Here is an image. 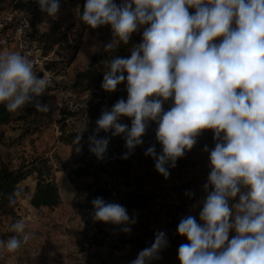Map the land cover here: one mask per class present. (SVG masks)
Wrapping results in <instances>:
<instances>
[{
	"label": "clouds",
	"instance_id": "1",
	"mask_svg": "<svg viewBox=\"0 0 264 264\" xmlns=\"http://www.w3.org/2000/svg\"><path fill=\"white\" fill-rule=\"evenodd\" d=\"M36 2L49 17L60 11V0ZM83 7L80 19L90 29L111 28L106 53L141 34L129 55L102 61L101 88L114 93L123 84L127 97L101 109L89 151L104 160L110 140L99 134L111 133L124 140L121 158L128 159L155 123L156 143L143 154L168 179L177 161L210 130L214 147L202 149L208 153L206 197L199 222L185 215L177 225V234L188 241L178 247L177 258L180 264H264V0H86ZM51 86L26 56L0 55V104L7 112L30 104L50 112L51 104L38 98ZM124 117L131 119L130 127L120 122ZM88 125H81L73 142L77 153ZM19 195V190L9 194L10 206ZM186 195L191 199L195 193ZM91 204L93 222L125 234L137 223L119 203L96 197ZM25 227L16 221V235L0 240V250L15 253L26 245L34 234ZM168 245L166 232L156 231L130 264H153Z\"/></svg>",
	"mask_w": 264,
	"mask_h": 264
},
{
	"label": "rangeland",
	"instance_id": "2",
	"mask_svg": "<svg viewBox=\"0 0 264 264\" xmlns=\"http://www.w3.org/2000/svg\"><path fill=\"white\" fill-rule=\"evenodd\" d=\"M85 2L60 0V11L56 17L41 12L38 4L27 12L37 27L38 39L53 36L61 40L50 51L52 86L38 98L42 103H50L51 111L40 113L30 104L14 113V119L4 128L0 157L14 168L36 158L48 159L54 169L62 202L53 209L33 208L30 199L35 192L36 181L32 176L23 182L16 217L0 218V240L6 241L16 235L12 225L18 220L25 223L26 232L34 235L15 253L0 250V264H130L140 250L151 245L156 231L166 232L169 245L153 264H180L178 247L188 241L177 234V225L185 215H193L199 222L202 201L206 197L202 186L209 171L208 153L202 149L205 144L209 148L214 147L213 134L210 130L204 132L193 149L170 170L168 179L155 170L152 158L143 154L156 143L154 136L138 146L128 159L119 160L113 155L104 160V170L99 177L81 179V190L77 191L70 175L78 167L83 146L80 142L82 148L77 153L74 140L70 138L79 134L81 125L87 121L88 130L83 137L92 134L101 109L111 106L107 100L92 104L88 93L78 96L70 89L76 74L85 69L96 53L103 52L104 45L112 39L109 26L93 30L79 25L77 7L80 11ZM10 9L9 1L0 4V12ZM133 35L141 37L140 33ZM169 106L166 104L165 109ZM81 108L85 109V116L78 114ZM69 112L75 113V116H70ZM120 122L131 126L130 118L124 117ZM156 127L155 123L149 125L152 134H155ZM62 134L67 141L61 139ZM107 134L110 136L111 133ZM156 149L160 151L159 144H156ZM107 189L112 191V195L105 200L120 205L131 192L154 196L155 200L147 207L127 210L130 216L135 215L137 219L130 234L120 232L112 224L93 222V194L96 191L102 194ZM188 191L195 193L191 199L186 195ZM233 235L235 233L230 232V238Z\"/></svg>",
	"mask_w": 264,
	"mask_h": 264
},
{
	"label": "trees",
	"instance_id": "3",
	"mask_svg": "<svg viewBox=\"0 0 264 264\" xmlns=\"http://www.w3.org/2000/svg\"><path fill=\"white\" fill-rule=\"evenodd\" d=\"M4 1H9L11 9L24 13L30 19L31 17L27 12L33 10V8H35V6L37 5V2L35 0H0V4ZM84 4H82L79 11L78 23L82 28L85 29L88 26L80 19V15H82L84 10ZM4 12H0V14H3ZM31 21L34 27V32L37 36V27L35 26L32 19ZM44 37H46V39H44ZM39 41L43 44L46 55L50 54L51 48H53V46L61 42V40H57L53 38V36H43L42 38H39ZM140 41L141 37L132 35V38L128 45H121L117 50L110 53H106L105 51L96 53L92 61L87 64L85 69L76 74L75 79L70 86V89L78 96L88 93L89 102L92 104H94L98 100H107L110 105H112L120 97H124L126 99L127 93L123 91V84L120 85L119 90L114 93L105 92L101 88L103 72L106 70V65L102 61L110 59L115 55H129L128 48H130L133 43H139ZM47 69L52 71L50 63H48ZM78 114L85 116V109H78ZM63 115L64 118H66V114L63 113ZM69 115L75 116V113L69 112ZM23 118H27V116H23ZM13 119L14 113L7 112L5 106L3 104H0V144L4 139V128L8 126ZM63 121L65 122L66 119H63ZM77 135L78 134L73 135L70 139L75 140V137ZM90 135L92 134H88L87 136H84L82 138L81 143L83 148L81 151V155L77 161L78 167L73 170L70 175V181L73 185L76 186L78 192L81 190V186L79 184V181L81 179H85L88 177H99L101 172L104 170V160L112 157L113 155H116L120 160L123 153L127 151L124 148V140L122 139V137L119 136L120 138L115 139L113 138V136H111V134L109 136L107 133L101 132L99 136L109 137L110 142L104 160H97L95 155L89 151V144L87 141ZM154 136L155 134H152L150 128L148 127L143 140L148 141ZM61 139L63 141H67L64 134H62ZM32 176L36 181V189L30 199V204L33 208L53 209L61 204L62 200L55 181L54 169L48 159L36 158L31 160L30 162H22L19 167L14 168L4 162L0 157V218L16 217L17 209L19 207V196L16 197V203L11 206L8 202V196L9 194L13 193L14 190H19V193L21 194V192L23 191L21 187L22 183ZM111 195L112 191L107 189L103 190L102 194H100L98 191L94 192L93 197H103L104 199H106L111 197ZM77 197L78 196H76V198ZM154 200L155 198L151 193L131 192L122 199L121 203L122 206L127 210L135 211L147 207L148 205L153 203Z\"/></svg>",
	"mask_w": 264,
	"mask_h": 264
},
{
	"label": "built area",
	"instance_id": "4",
	"mask_svg": "<svg viewBox=\"0 0 264 264\" xmlns=\"http://www.w3.org/2000/svg\"><path fill=\"white\" fill-rule=\"evenodd\" d=\"M0 52L2 55L18 52L29 58L36 74L53 82L52 71L47 69L50 54L46 55L43 44L37 38L31 19L14 9L0 14Z\"/></svg>",
	"mask_w": 264,
	"mask_h": 264
}]
</instances>
